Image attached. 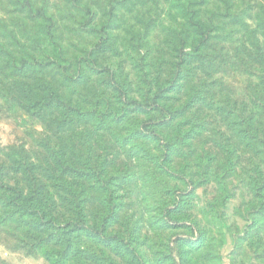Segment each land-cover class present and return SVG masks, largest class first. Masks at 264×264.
Wrapping results in <instances>:
<instances>
[{"label": "rangeland", "instance_id": "obj_1", "mask_svg": "<svg viewBox=\"0 0 264 264\" xmlns=\"http://www.w3.org/2000/svg\"><path fill=\"white\" fill-rule=\"evenodd\" d=\"M196 1L0 0V163L47 187L0 209V264H264L262 69L180 67Z\"/></svg>", "mask_w": 264, "mask_h": 264}, {"label": "trees", "instance_id": "obj_2", "mask_svg": "<svg viewBox=\"0 0 264 264\" xmlns=\"http://www.w3.org/2000/svg\"><path fill=\"white\" fill-rule=\"evenodd\" d=\"M212 1L214 6L209 2ZM198 0L191 4H187L186 11L190 10V6L195 8L199 6L202 10H208L204 14H208L206 19L196 20L195 24L188 22L186 28V44L190 49L185 53V63L180 67H184L195 63H207L204 58L212 60L211 54L219 56L217 48L239 41L248 46L247 64H251V69H262L261 75L258 76L257 81L251 82L252 90H258L264 94V0ZM248 2V3H247ZM214 8V9H213ZM188 15H198L200 12H188ZM190 29L192 32L189 34ZM191 43V45H190ZM234 44V43H233ZM192 48V49H191ZM226 49V48H225ZM191 52V53H190ZM192 62L189 64V60ZM219 60V61H220ZM220 64H225L220 61ZM211 65V64H209ZM181 73V72H179ZM253 75V74H252ZM256 77V75L254 74ZM256 92V91H255ZM254 92V94H255ZM260 95V94H258ZM256 96V94H255ZM256 101L250 105V114L252 121L250 129L252 131H260L262 126L260 119H264V96L259 98L256 96ZM163 111V110H161ZM264 142V141H263ZM8 169V170H7ZM11 173L24 176L25 188H12L4 181L6 175ZM54 189V187L52 188ZM47 187L40 181L36 165H32L27 161L19 163L18 168H7L0 163V209L11 208L10 202L13 200L15 204H21L23 201L36 203L35 207L38 208L43 202V195L46 193ZM47 195H50L47 193ZM46 226V225H45Z\"/></svg>", "mask_w": 264, "mask_h": 264}]
</instances>
